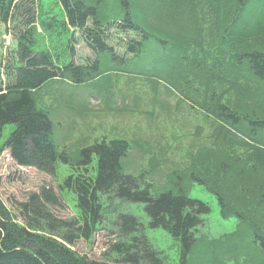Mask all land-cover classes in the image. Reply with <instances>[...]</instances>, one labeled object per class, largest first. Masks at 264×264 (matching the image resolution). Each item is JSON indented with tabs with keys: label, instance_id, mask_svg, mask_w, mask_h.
Segmentation results:
<instances>
[{
	"label": "trees",
	"instance_id": "trees-1",
	"mask_svg": "<svg viewBox=\"0 0 264 264\" xmlns=\"http://www.w3.org/2000/svg\"><path fill=\"white\" fill-rule=\"evenodd\" d=\"M50 1L0 0V21L13 25L16 46L5 69L6 84L0 86V134L11 127L4 147L18 166L55 176L58 163H62L70 173L57 184V190L44 185L15 204L20 224L11 222L10 210L0 198V264H168L166 255L153 246L148 229H161L171 237L177 264H264V228L259 225L264 218V199L251 216L247 209L241 214L237 205L247 203L248 184L236 183V174L250 176L252 172L262 186L260 197L264 195V172L259 169L264 151L242 160L232 153L217 152L220 156L214 158V153L205 167L213 166L218 179L197 168L178 173L166 186L156 187L143 172L134 175L125 171L122 160L130 149L126 139L101 138L74 156L58 151L53 123L47 112L36 106L33 96L35 90L56 79L82 85L115 72L142 75L148 81L196 93V101L201 100L216 120L263 145L264 42L251 43L255 31L250 33L245 24L234 27L236 17L251 0H199L207 6L206 14L193 11L195 0H167L175 4L174 8L170 4L163 7L174 18L170 16L169 22L149 19L137 0ZM208 14L212 19L206 25ZM172 21L184 28L197 21L196 45L180 32L167 31ZM260 22L258 27L264 18ZM112 37L117 39V47L109 43ZM78 39L89 49V56H77ZM192 46L204 57L187 58ZM225 68L232 69V80L243 82L250 92L246 94L253 98L251 108L232 109L211 90L231 83ZM201 69L212 77L208 99L189 81ZM194 184L215 194L223 218L237 219L232 231L219 238L199 234L211 207L188 195ZM216 184L221 190L214 189ZM65 195L73 197L76 209L69 219L54 211L64 207ZM130 203L143 206L146 223L121 208ZM104 223L111 228L105 261H89L71 248L77 240L91 239Z\"/></svg>",
	"mask_w": 264,
	"mask_h": 264
},
{
	"label": "rangeland",
	"instance_id": "rangeland-1",
	"mask_svg": "<svg viewBox=\"0 0 264 264\" xmlns=\"http://www.w3.org/2000/svg\"><path fill=\"white\" fill-rule=\"evenodd\" d=\"M43 1L46 4L51 3L50 0ZM137 1L140 2V7L149 19L162 18V22L170 21L172 14L163 7L166 4L173 5L172 1ZM174 2L178 3L177 0ZM186 2L190 1L186 0ZM194 2L191 4L195 13H208L205 4L200 5L199 0ZM198 4L199 7L195 8ZM208 15L206 25L212 19L211 14ZM263 18L264 0H251L236 17L234 27L245 24L250 33L255 31V35L259 36V39H255L254 35L251 43L264 42V30L258 31L264 29L263 23L258 27ZM196 23L197 21L194 26L192 25V29V26L184 28L181 23L172 21L171 24L168 23L166 30L174 34L180 32L181 37L190 38L196 45L198 42ZM172 25L176 28L175 31ZM12 27V24L6 25L0 21L1 87L6 84L5 69L16 52L15 40L11 33ZM109 43L117 47L118 41L112 37ZM193 46L188 55L186 54L187 58L204 57L203 52ZM75 49L78 57L90 55L89 49L81 39H78ZM77 56L76 60H79ZM213 59L208 62L211 63ZM209 66L211 65L208 64ZM225 70L230 76L231 83L217 85V88L211 87V90H216V96L221 97V101L232 109L251 108L254 105L253 98L246 94L250 92L245 90L244 83L239 79V83L232 80L234 78L232 69L225 68ZM197 74L190 77V80L187 77L192 87L199 89L203 98L208 99V96L211 98L208 83L212 77L209 71L201 69ZM107 76L100 81L82 85L56 79L33 92L36 106L46 111L53 123V140L58 151H65L68 155L74 156L79 149L101 138L126 139L130 143V149L122 160L125 171L134 175L143 172L145 179L156 187L166 186L168 179L178 173L197 168H204V172L210 177L217 178L213 166L205 167L214 153V158L220 156L217 152H226L237 155L242 160L250 155L255 158L264 151V144L259 146L216 120V117L204 108L201 100L196 101L198 97L196 93H186L185 90H179L180 86L173 87L161 81H148L147 77L137 74L115 72ZM232 81L236 85H233ZM10 131L11 127H6L0 134V198L10 210L11 222L20 224L21 219L15 204L26 199L31 192L37 191L41 186L48 185L57 190V184L70 173V169L58 163L56 175L53 176L40 172L34 167L18 166L11 158L9 150L4 147ZM259 163H261L260 171L264 172V157ZM249 173L251 177L245 173L236 174L237 185L248 184L245 190L247 203L245 206H237L241 214H245L247 209V213L251 216L260 199H264V195L260 197L262 186L258 177L252 172ZM219 177L221 178V175ZM214 189L221 190V186L216 184ZM188 195L208 202L211 207L199 234L208 238H219L226 231L235 228L237 219L233 216L222 217L213 192L194 184ZM65 199L64 207L56 208L54 211L58 217L69 219L74 216L76 209L73 208L74 201L71 195H65ZM262 203L263 208L264 201ZM121 208L133 213L145 223L148 220L142 205L130 203L121 205ZM263 222L264 218L259 220L261 228H264ZM110 229L109 224L104 223L97 228L91 239L77 240L71 248L89 261L98 263L105 261L104 254L108 236H111ZM147 234L153 246L166 255L168 264H177L176 247L171 237L161 229H148Z\"/></svg>",
	"mask_w": 264,
	"mask_h": 264
}]
</instances>
